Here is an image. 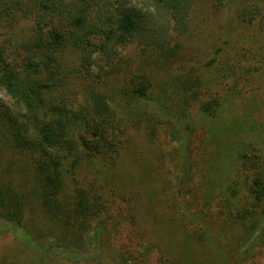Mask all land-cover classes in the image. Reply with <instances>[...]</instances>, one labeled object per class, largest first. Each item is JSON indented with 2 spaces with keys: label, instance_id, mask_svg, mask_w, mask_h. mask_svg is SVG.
Wrapping results in <instances>:
<instances>
[{
  "label": "trees",
  "instance_id": "trees-1",
  "mask_svg": "<svg viewBox=\"0 0 264 264\" xmlns=\"http://www.w3.org/2000/svg\"><path fill=\"white\" fill-rule=\"evenodd\" d=\"M204 5L230 24L203 63L185 50ZM4 34L0 234L37 264L54 256L41 242L54 235L76 245L90 235L91 253L66 246L65 259L100 257L106 225L91 224L112 199L129 206L140 243L156 239L163 264H203L210 243L218 264L262 252L264 126L252 90L258 77L264 93V0H0ZM131 143L170 157L169 196L126 193L118 172ZM163 202L178 219L155 212ZM221 222L245 247H230ZM173 241L180 255L170 261Z\"/></svg>",
  "mask_w": 264,
  "mask_h": 264
},
{
  "label": "rangeland",
  "instance_id": "rangeland-1",
  "mask_svg": "<svg viewBox=\"0 0 264 264\" xmlns=\"http://www.w3.org/2000/svg\"><path fill=\"white\" fill-rule=\"evenodd\" d=\"M193 23L195 24L193 32L195 37L192 39L189 38V40L186 41L187 49L185 53L188 54L189 58L193 61H202L204 63L213 57L218 36L223 32L224 27L230 24V20L226 11L218 12L216 8L206 7V5H204L197 10ZM199 29H201V31H198ZM4 35L5 36L0 37V47L4 41L7 40V35ZM260 80L261 79L258 77L255 79V87L252 92H254L256 106L261 108L260 112L257 113V115L260 116L258 121L264 126V93L261 91L262 89L256 88L257 84L261 83ZM10 102L9 97L0 90V104L9 106ZM130 148L132 149L131 151L124 152V166H119L122 172H118L120 175L119 178L124 180L123 186H126V193L131 195L135 190H139L144 195L152 194L154 193L153 191L156 190L158 191L156 192L157 196L158 194L160 196H169L170 192L173 191L172 184L175 179V173L171 171L172 164L169 161L170 157L167 156L168 158L164 162H162V160L156 161L153 159L155 148L153 151H148L149 148L143 149L138 144L132 143ZM170 150L171 148L169 151ZM151 152L152 154H150ZM138 160L139 164L135 163ZM203 170L204 168H202V171ZM250 172L252 174L253 170ZM128 178L132 180V184L128 181ZM214 178L213 175L211 180H214ZM120 184L122 183L120 182ZM144 197L146 196L144 195ZM246 197H249V195L246 194ZM248 199L252 200L250 197ZM111 202H114V200L110 199L104 211L98 214L91 224V227L102 223L106 225L102 236L104 239L103 247L105 248L103 256L99 257L92 255L91 258L85 261L75 259L74 257L65 259L62 253H64V248H67L66 246H68L71 251H74V249H82L83 247L88 253H91L93 246L90 241V235L83 241V244L80 245H76L75 241H61V239L58 238L59 235H54L41 241L54 254L52 258L48 259L47 264H113V258L109 255L111 253L116 257V261H128L129 259L128 264H163V259H161L160 254L156 250L151 249V246H155V243H157L156 239L150 237L148 238L149 241L140 243L138 236L134 235L140 230L137 228L134 232V228L128 225L129 221L125 218L127 217L129 206L127 204L122 205L118 200L115 201V204ZM138 202L136 203L133 201L131 203V205H134L133 210L136 209L137 206H143L142 201ZM168 204L171 203L169 202ZM157 210H155V212L158 214L164 213L163 218L170 219H178L182 212L180 209L174 210L169 208L165 202H163V205L158 206ZM143 215L145 214L143 213ZM145 217L147 216L145 215ZM220 224L226 228L225 233L228 237L230 247L236 248L237 250H241L242 247H245L243 244L248 242V239L244 237L241 232L234 230L235 227L232 228L230 225H226L227 223L221 222ZM150 227L151 224L148 225L147 220L144 225L140 226V229H143L141 233H143L144 229H149ZM146 233L149 234L148 231ZM169 244L173 246L168 248V257L171 261V259L175 260V257L180 255V251L177 248L180 246L177 241H173L172 243L169 242ZM212 248H215L214 244L212 245L210 243V246L205 249L209 250ZM206 250H204V254L202 253L203 258L200 259L203 264H218L216 261L217 259L209 252L206 253ZM261 251L262 252H259L256 257L252 259L247 258L241 264H264V247ZM29 254L30 253L26 252L25 249L14 240L11 234H0V264H37L36 259L32 258L34 255ZM177 260H179V258L176 259V263L174 264H182V260Z\"/></svg>",
  "mask_w": 264,
  "mask_h": 264
}]
</instances>
